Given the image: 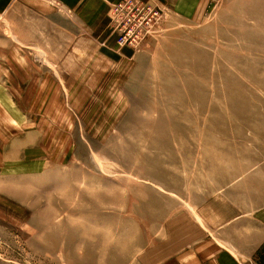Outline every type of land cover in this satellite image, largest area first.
Wrapping results in <instances>:
<instances>
[{
    "label": "rangeland",
    "instance_id": "obj_1",
    "mask_svg": "<svg viewBox=\"0 0 264 264\" xmlns=\"http://www.w3.org/2000/svg\"><path fill=\"white\" fill-rule=\"evenodd\" d=\"M118 1L89 25L0 0V264H133L236 155L264 172V0H143L163 21L140 50Z\"/></svg>",
    "mask_w": 264,
    "mask_h": 264
},
{
    "label": "crops",
    "instance_id": "obj_2",
    "mask_svg": "<svg viewBox=\"0 0 264 264\" xmlns=\"http://www.w3.org/2000/svg\"><path fill=\"white\" fill-rule=\"evenodd\" d=\"M61 1L83 22L90 20V25L101 22L108 4L115 0ZM240 156L224 169L220 188L207 187L215 194L206 205L191 216L176 212L174 217L160 219L158 239L150 238L133 264H246V258L264 248V172L251 168L249 172L255 171L248 181L242 178L248 170Z\"/></svg>",
    "mask_w": 264,
    "mask_h": 264
},
{
    "label": "built area",
    "instance_id": "obj_3",
    "mask_svg": "<svg viewBox=\"0 0 264 264\" xmlns=\"http://www.w3.org/2000/svg\"><path fill=\"white\" fill-rule=\"evenodd\" d=\"M111 30L116 44L142 49L163 21L161 10L143 0H119L111 9Z\"/></svg>",
    "mask_w": 264,
    "mask_h": 264
}]
</instances>
